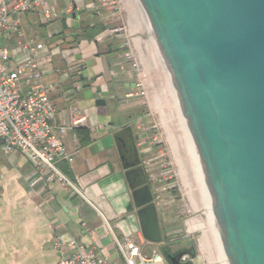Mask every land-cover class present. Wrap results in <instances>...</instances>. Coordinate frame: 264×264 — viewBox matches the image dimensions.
<instances>
[{"label": "crops", "instance_id": "crops-1", "mask_svg": "<svg viewBox=\"0 0 264 264\" xmlns=\"http://www.w3.org/2000/svg\"><path fill=\"white\" fill-rule=\"evenodd\" d=\"M48 2L59 11L58 18L46 21L41 8L22 13L24 36L0 31V48L9 49L15 68L28 57L18 39L47 44L38 55L39 70L57 108L55 121L68 125L82 119L65 138L74 162L60 165L74 188L41 180L49 168L33 163L29 153H6L0 141V264H57L60 254L54 242L59 235L77 238L84 247L118 262L122 258L115 240L129 238L147 256L160 252L159 264H171L163 251L185 252V239L177 241L184 229L171 205L174 201L162 196L152 173L148 151L153 144V112L145 110L137 91L143 78L140 61L137 54L125 57L123 35L112 37L107 27L102 28L122 20L97 0ZM64 49L69 56H62ZM28 83V76L22 78L21 88L25 90ZM99 99L105 102L97 104ZM121 130L129 160H135L137 153L150 178L165 235L162 242L147 240L141 230L115 138ZM200 261L198 257L180 260L181 264Z\"/></svg>", "mask_w": 264, "mask_h": 264}, {"label": "water", "instance_id": "water-1", "mask_svg": "<svg viewBox=\"0 0 264 264\" xmlns=\"http://www.w3.org/2000/svg\"><path fill=\"white\" fill-rule=\"evenodd\" d=\"M137 2L217 262L264 264V0ZM123 135L115 138L141 230L162 242L150 178ZM163 254L181 264L185 252Z\"/></svg>", "mask_w": 264, "mask_h": 264}, {"label": "built area", "instance_id": "built-area-1", "mask_svg": "<svg viewBox=\"0 0 264 264\" xmlns=\"http://www.w3.org/2000/svg\"><path fill=\"white\" fill-rule=\"evenodd\" d=\"M104 7L113 11V16L123 21L121 0H97ZM0 0V31L15 32L24 36L25 29L20 15L32 8H41L46 21L58 18L59 11L48 0ZM129 25L124 21L111 25L109 34L117 37L128 33ZM17 44L28 54L26 61L15 68L11 65L10 51L0 48V141L4 151L29 153L35 164L49 168L41 180L57 181L62 187L74 185L62 172V163L72 164L74 152L70 151L65 138L70 130H77L82 119H74L70 124H58L55 121L57 108L52 102L50 92L41 80L39 70V52L46 48L45 42L18 39ZM125 57L131 59L134 46L126 42ZM133 66H138L135 61ZM140 76V73L138 74ZM28 76L29 83L25 90L21 88L22 78ZM141 80L137 87L141 89ZM122 261L111 260L99 255L94 249L84 247L77 238L59 235L54 242L60 258L57 264H159L163 255L155 252L152 256L142 253L141 246L132 239L115 240ZM191 246H185L182 261L190 257ZM193 252V251H192ZM198 264H209L202 259Z\"/></svg>", "mask_w": 264, "mask_h": 264}, {"label": "rangeland", "instance_id": "rangeland-1", "mask_svg": "<svg viewBox=\"0 0 264 264\" xmlns=\"http://www.w3.org/2000/svg\"><path fill=\"white\" fill-rule=\"evenodd\" d=\"M121 6L123 21L129 25L130 32V35L129 32L123 34V38L126 40L128 38L134 46V52L140 61V72L143 73L141 89L137 91L140 92L139 96L145 103V110L150 109L153 112L151 115L154 132L153 144L148 153L153 158L152 173L156 186L162 191L164 198L174 201L171 205L175 214H179L178 223L182 230L184 229V233L179 235L180 238L178 237L177 241L185 239V246H191L192 249H190L194 255H189V257L195 259L198 257L201 260H207L209 264H218L181 153L149 34L138 2L137 0H121ZM127 117L130 115L127 114ZM187 229L189 232L186 231Z\"/></svg>", "mask_w": 264, "mask_h": 264}, {"label": "flooded vegetation", "instance_id": "flooded-vegetation-1", "mask_svg": "<svg viewBox=\"0 0 264 264\" xmlns=\"http://www.w3.org/2000/svg\"><path fill=\"white\" fill-rule=\"evenodd\" d=\"M103 27H104V28L107 27V30H108V32H109V28L111 27V25H103L102 28H103ZM63 41H64V40H63ZM126 42H127V40H125V42H124V46H125ZM68 54H69V51H68V50L64 49V51H62V56H63V57L69 56Z\"/></svg>", "mask_w": 264, "mask_h": 264}]
</instances>
